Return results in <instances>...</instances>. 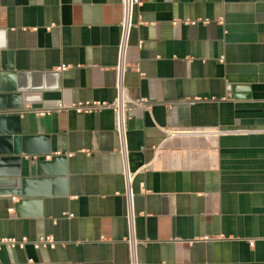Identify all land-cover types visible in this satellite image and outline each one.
<instances>
[{
  "label": "crops",
  "instance_id": "1",
  "mask_svg": "<svg viewBox=\"0 0 264 264\" xmlns=\"http://www.w3.org/2000/svg\"><path fill=\"white\" fill-rule=\"evenodd\" d=\"M121 21L122 0H0V66L55 74L18 101L112 102ZM135 24L126 85L151 103L128 123L140 263L264 264V0H140ZM20 125L64 175L32 181L20 208L0 194V236L58 245L3 248L0 264H128L113 111H27ZM196 127L223 133L168 137Z\"/></svg>",
  "mask_w": 264,
  "mask_h": 264
},
{
  "label": "built area",
  "instance_id": "2",
  "mask_svg": "<svg viewBox=\"0 0 264 264\" xmlns=\"http://www.w3.org/2000/svg\"><path fill=\"white\" fill-rule=\"evenodd\" d=\"M140 4V0H122V21H121V37L118 44V60L115 66L116 82L115 90L116 96L112 102L99 101V100H86L72 103H59L55 109H32L31 107H24L23 112L32 111L36 115L44 116L50 115L54 110H75L78 113H94L101 109H111L115 117V129L119 141L118 151L121 155L123 162V176L125 179V199H126V222L127 234L123 237V241L128 248V264H141L139 247L142 241L137 233V215L135 211V190L134 181L136 172H133L130 167L129 160V139H128V123L130 120V111L135 108H143L150 110L151 103L145 99L140 98L135 100L129 93L128 86L126 85V74L130 66L127 55L130 45V38L133 28L135 27V11ZM179 21H176V23ZM195 25L197 21H184ZM207 21H205L206 23ZM223 24V19L219 20ZM141 44V43H140ZM62 68H65L62 66ZM168 137H191V136H209L219 135L223 133L219 129L209 128H183V129H168ZM59 154V153H58ZM73 217L72 213L68 214ZM207 240L210 237H205ZM216 238V237H213ZM218 238H224L221 235ZM32 245L35 249H55L58 245L56 238L49 234L43 235L35 240H30L28 237L17 238L15 236H0V250L6 248L12 250L15 248L25 249L27 245ZM255 244L254 240L250 241V245ZM33 259L28 260V264H32Z\"/></svg>",
  "mask_w": 264,
  "mask_h": 264
},
{
  "label": "water",
  "instance_id": "3",
  "mask_svg": "<svg viewBox=\"0 0 264 264\" xmlns=\"http://www.w3.org/2000/svg\"><path fill=\"white\" fill-rule=\"evenodd\" d=\"M53 73H22L15 72L8 61L3 60L0 66V194L17 195L20 201L17 207H22L30 195L28 186L38 178H52L63 176L61 165L63 156H47L52 153L51 147L34 144L35 136L25 135L20 125L21 111L24 102L18 101L23 94L39 89L36 82L31 85L30 78L37 80ZM24 159L25 162H24ZM26 168L29 175L22 176V169ZM60 173H54V172Z\"/></svg>",
  "mask_w": 264,
  "mask_h": 264
}]
</instances>
